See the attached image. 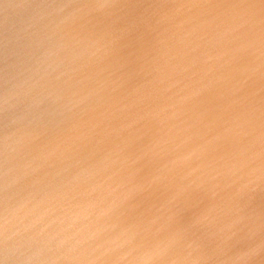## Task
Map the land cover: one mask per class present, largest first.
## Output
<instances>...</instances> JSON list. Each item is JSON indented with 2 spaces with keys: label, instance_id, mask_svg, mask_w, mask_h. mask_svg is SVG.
Masks as SVG:
<instances>
[{
  "label": "water",
  "instance_id": "water-1",
  "mask_svg": "<svg viewBox=\"0 0 264 264\" xmlns=\"http://www.w3.org/2000/svg\"><path fill=\"white\" fill-rule=\"evenodd\" d=\"M37 8L40 13L36 12ZM53 13L64 23H54ZM245 24L246 30L241 31L240 27ZM62 27L65 28L62 31L64 36L58 34ZM216 34L226 42L241 39L238 45H234L232 55L245 60L249 72L245 83L237 84L236 94L238 88L246 91L241 124L252 142L247 144V151L243 154L236 153L237 148L226 157H212L213 160L202 167L180 168L178 175L186 181L176 189L181 200L173 206L178 207L166 213L164 205L162 212H158L157 204L150 203L153 196H146L151 191L146 187L153 190L157 175L160 174L159 179L168 175L164 167L154 168L155 161L165 151V142L168 144V133L164 132V140L158 141L157 137L152 139L146 126L164 109L160 105L162 98L158 102L160 96L154 98L151 94L159 95L150 87V82H153L157 69L168 63L172 69L164 75L163 84L156 90L160 92L166 85L168 88L173 85L182 88L173 103L180 105L188 103L190 90L197 83L206 82L207 78L209 83L201 84L199 91L223 86L219 84L221 72L214 62L212 66V62L197 61L201 60L199 55L205 61L211 56L221 57L218 53L220 44L214 45L213 51L209 47L205 50ZM66 38L70 39L69 43ZM144 40L147 43L146 67L140 69L145 72L137 80L141 66L135 67L137 59L134 54ZM263 45L264 0H0V220L9 208L15 207L5 197L7 185L13 182L15 175L19 180L26 178L25 182L32 186L27 193L31 199L15 204L20 206L31 202L27 206L34 210L33 213L43 201L44 205L52 204L54 209L48 217L45 213L39 215L50 223L47 226L51 225V228L57 222L65 226V220L72 219L69 214L72 206L77 204L74 213L79 216L80 212H85L82 233H89L88 241L84 240L89 248L99 251L118 248L142 225L149 223L152 227H162L163 224L172 227L161 231L158 236L155 234L154 243L174 241L172 247L175 249L171 248V252H175L177 258L186 254L184 249L187 247L176 240L175 226L179 225L181 228L176 230L180 232L187 231V228L210 232L207 238L212 244L209 255L220 248V242H213L220 234L231 253L240 242L246 241L251 247L245 251L263 250L264 155L260 158L257 153L264 148V120L263 124L256 126L249 117L255 111L264 110ZM185 49L192 50L186 57L182 54ZM75 54L82 55V68L78 69L75 64L76 69H73ZM249 60L259 63L257 71L250 67ZM201 62L202 65L198 66ZM227 70L231 75L233 70L230 67ZM222 95L218 96L215 106L228 102L222 101ZM144 97L154 103H146ZM55 102L56 106L51 109ZM131 104L139 113L148 111L144 120L133 128L129 121L137 114L130 109ZM137 105L140 107L136 108ZM195 109L191 103L186 106L187 113L183 115L187 119L191 117V123L178 125L181 128L179 133L185 129L183 138L186 139L174 144L187 161L195 154H210L230 129L235 132L237 129L234 111H229L224 118L225 127L217 128L216 138L207 137L210 120L206 114L198 117ZM202 118L206 124L201 125ZM156 129L158 131L157 126ZM151 130L156 132L154 127ZM199 132H202L200 137ZM14 134H18L23 143L25 137L34 135L31 158L25 163L7 161L4 156V153L15 155L13 144L7 148ZM26 147L20 150V158ZM237 155L247 162L239 164ZM222 169L226 170L223 181L231 179L230 183L226 182L229 189L207 196L203 187L209 184L203 181L208 177L217 179L213 175ZM252 186H256L257 198L261 200L256 207L248 197ZM80 188L83 189L82 196L81 191L78 192ZM217 189L219 187L213 191ZM36 192L41 194L34 197ZM231 192L238 194V198L224 203V198ZM38 197L41 202L36 206L33 203ZM91 201L97 203V210L93 209ZM70 205L71 210L67 211ZM169 220H175V226L168 224ZM1 222L0 233L3 229ZM230 225V231L235 228L240 231L233 244L230 237L234 236L225 230ZM9 232L13 231L7 230L0 236V243L4 239L7 241ZM73 232L72 228L65 236ZM63 242L53 245L44 255L66 261L68 258L61 250ZM0 257H4L1 250ZM21 258L0 261V264H12V261L20 264ZM98 259L101 257L92 262L102 261ZM260 260L264 264V257ZM187 263L197 262L191 258Z\"/></svg>",
  "mask_w": 264,
  "mask_h": 264
},
{
  "label": "rangeland",
  "instance_id": "rangeland-1",
  "mask_svg": "<svg viewBox=\"0 0 264 264\" xmlns=\"http://www.w3.org/2000/svg\"><path fill=\"white\" fill-rule=\"evenodd\" d=\"M53 16L55 18V23H57L58 25L61 24V23H64L63 21H60L59 19H57L56 15L54 13H53ZM68 17H70V16H68ZM64 27H66V25ZM246 28H247V24L243 25L240 29H241V31H244V30H246ZM63 30H65V28H63V27L60 28L58 34L64 36V33L62 32ZM50 40H52V38H50ZM240 40L241 39H237L236 40L237 42L235 40H232L230 42V40H229L230 43L227 41L228 43L226 44V46H227V48L230 47L229 51L231 50V58H232V60L230 58H228V56L223 55V56L217 57V58H215V57L213 58V56H211V59H209V61H205L206 59H204L202 56H200V55L198 56L201 60H197V61H203L206 64L208 62L209 63L212 62V66H214V63H215L216 67L219 66V65H221V66L223 65L225 67V69L221 71L220 78H219V84H221L223 86H220V88L218 86H215V87H213V89H208L207 91H203V92L199 91V86L201 84L209 83V81H208L209 79L207 78L206 82L205 81H201V83H197L195 85V87H193V89L190 90V95L191 96L189 97L190 101L188 102L189 104L190 103L193 104V107L196 108L195 110L199 111L200 113L206 114L207 115L206 117H208L210 121L212 120L211 118H215V117L219 118V120L223 123V128L225 127V124H226L224 118L226 117L227 113L229 111H234V116L236 118L235 123L237 125V126L235 125V127H237V129H236V132H235V130L233 128L230 129V132L232 131L233 133H231L232 134L231 136L229 135L230 132L227 133L225 139H227L229 137H232V141L235 142V144L231 145L228 148V150L218 149L214 154H213V151H211V153L207 154V155H205V153L204 154H195L193 156L194 158L190 159L189 161L182 159L183 167H179L177 170L173 171V174L172 173H168L166 178L163 177V176H160V179L162 180V182L159 179V175L160 174L157 175V173H156V175H157V184L155 185L153 190L148 188V187H146L147 190H151L152 191V193H151V191L149 193H146V196L148 198L153 196V198L151 199L152 202H150V203L155 202V204H157L156 206H158V208H157L158 212H160V211L162 212V210L164 208V205H165L166 213L169 210L177 209L178 206L175 207L173 205H177L179 203V200H181V199L178 197L176 189L178 187H180L181 185L185 184V181H186L185 178H182L181 175H178L179 174L178 171L181 170L180 168H184V169L190 168V170H191V169H194L196 167L197 168L202 167V165H205L207 162L211 161L212 157L214 158L216 155H218L219 158H222L224 156L226 157L229 154H231V152L234 149L236 150L237 148H238V153L239 154H243L245 151H247V144L252 142V140L249 139V141H247V144L245 145L246 148H244L245 147L244 146L242 149H239L238 143H237V139H238V131L237 130L242 127L241 122H243V115H244L243 111H244V108H245L243 106V100L245 99L244 95H246V91L243 90L242 88H238L239 91L236 94V86H237V84L241 86V85H243L245 83V77L247 76V74L249 72L248 69L245 70V71L243 70V66L246 63V61L243 60L242 58H237L236 59L232 55L234 53V51H235L234 45L235 46L238 45L240 43ZM66 42L69 43L70 39L66 38ZM68 43H66L68 45V47L73 48V46L71 44H68ZM73 44H75V43H73ZM146 47L147 46L141 47L140 50L138 51V54H137L138 62L135 65V67L137 68V67L141 66L139 69L137 68L138 69L137 76H136L137 80L140 79L141 73L145 72V69H143V71H141L140 69H142V67L143 68L146 67V65L144 66V64L146 62V55H145ZM263 47H264V45H263ZM191 51L192 50H188L187 51L185 49V51L182 50V54L186 57V56L190 55L189 53H191ZM69 52H73V51L69 50ZM179 55H180V53L178 55H176V57H179ZM210 55H211V53H210ZM81 56L82 55H78L77 56L75 54V57H74L75 59L73 61V69H76V67H78V69L83 67L82 66L83 62L80 60ZM173 61L175 62V59ZM232 61H235V62L232 63ZM253 61H254V63L251 64L250 67L253 70L257 71L259 63L257 61H255V60H253ZM75 64H77L76 67H75ZM197 65L201 66L202 62L197 64ZM203 65H204V63H203ZM229 67H230V69L233 70L231 75L228 74V70L227 69ZM170 69H172V67H170L168 63L166 64V66H164V65L160 66L157 69L158 71L152 77L153 82H150V87H153V90H155L156 93H158L159 95H155V92H151V94L154 96V98L160 96V99L157 100L158 102H160V100L162 98V100L160 102V105H162L163 108H167L166 110L169 113V122H168V124H166L165 127H164V124H162V127L158 128V131L156 129V126L159 127V125H158V117L160 115H156L154 117L153 121H151V122L148 121V123L146 125L148 127V129H149V133H150V136L152 137V139H155V137H157L158 141L164 140L163 137H161V135H163L162 134V128H163V133L164 132L168 133V134H166V138L168 140V144L165 142V146H164L165 147V151L162 154H160V157H158V159H167V157L169 156V152H168L169 147L168 146H169V144L172 145L178 139V137L180 136L181 132L179 133V131H180L181 128H179L178 125L179 124L181 125L186 120V116H184L183 114L187 113V111H185V108H186V106H189L188 103H182L181 105L179 103L173 104L176 101V99H177L178 90L180 91L182 89L180 87H179V89H175L176 88V87H174L175 85H173V86H171L169 88H168L169 85L168 86L166 85L162 91L159 92L158 90H156L158 87H160L163 84V81H164L163 78H165L164 75L167 74ZM82 72H83V70H82ZM185 73H187V72H185ZM84 74H86V73H84ZM224 76H227L226 79L223 78ZM106 78H110V77L107 76ZM221 79H222V81H221ZM173 84H175V83H173ZM217 89H220V90L217 91ZM220 93L223 94L222 98H221L222 101H226V100L228 101V102L223 103V105H219L220 107H223L221 109H220V107H217L218 105L217 106L214 105V103L217 101V98L220 95ZM163 96H164V98H163ZM145 97H144V99H145ZM144 99H142V101ZM145 101H146V103L147 102L148 103H154V100H152L150 98L145 99ZM55 106H56V102L53 104L51 109H53ZM147 112L145 111L144 115L148 114ZM182 116H184V117H182ZM249 117L250 118L258 117L262 121V120H264V110L261 111V112H259V111L256 112L255 111ZM203 121H204V119H203ZM204 123H206V122L204 121ZM233 124H234V122H233ZM152 127L155 128L156 132H153L151 130ZM198 134H199V137H200L202 132H199ZM30 139H34V135H29V136L25 137V142H28ZM20 141L21 140L19 138V135L18 134H14L11 137L10 143L7 145V148L12 147V144L14 145V148H15L17 146V144L20 143ZM262 150L263 151H261V152L259 151L257 153V155L260 156V158H262L263 155H264V148ZM63 154H65V153H63ZM4 156L6 157L7 161H11V162L13 161L14 155H5V153H4ZM235 157L238 158L239 164H241V162L243 164L246 161V159H242L241 155H237ZM21 159L16 160V162L18 161V163H19ZM71 160L72 159L69 158V161H71ZM159 161L160 160H156L155 161V167L154 168H156V169L157 168H162V166L159 165V164H163L162 160H161L160 163H159ZM239 167L242 168L241 165ZM12 171L14 172V170H12ZM15 173H16V171H15ZM257 174L260 176L261 172L258 171ZM225 176L226 175L221 176V177H217V179H213V178L208 177L207 179H205L203 181V183L204 184H208V183L211 184L214 187V190H215V188L219 187V189H217L213 193L221 194L223 191L229 189V186H227L226 182L230 183V181H231L230 178H226V182L221 180L222 177H224V179H225ZM253 179H254V176L252 177V180ZM253 181H255V180H253ZM258 181H260V180H258ZM146 183H147V181H146ZM217 183H219V184H217ZM147 184L151 185L150 181ZM167 186L170 187V189L172 188L171 194H168V195L166 194V191L168 190ZM208 186H210V185H208ZM208 186L207 185L204 186L203 190L207 191L208 190ZM153 193H154V195H153ZM164 193L166 194V198H163ZM206 195L207 196L211 195V193H206ZM227 195L229 197L224 198L225 199L224 203L233 202L231 200H234V199L238 198V194L233 193V192L228 193ZM257 195L258 194H255L253 196V198H255V200H259L257 198ZM174 196L176 197L175 199H173ZM237 203H239V199L237 200ZM35 205L37 206V204H35ZM186 205H190V204H186ZM76 206H77V204H74L72 206V210H71V205L68 206V208L66 209L67 211L71 210V213H69L71 216H72V214H74V211L76 210L75 209ZM94 208H99V206L96 205ZM53 209H54L53 205L50 206L49 208L41 206L38 209V211L35 210L34 213H37L35 216H33L34 213L32 211H34V210L31 209V208H27V211H23L22 212L23 216H24V219H26V224H25V227L20 231V236H18V238L15 239L13 242L20 243L21 240L27 239V242H28L29 246H28V249L23 252L24 254L21 253L18 256H11L10 255V257H9L10 259H12V258L13 259H15V258L18 259V257L22 256V258L20 259V264H21V262H23V261L24 262L28 261L26 259V257H28L30 255L34 256V257L37 256V255H40V256H44V257H42L37 262L34 261V260L33 261H28V264H58L57 259H53V256L49 257V256H45L44 255L46 253V251L51 249L53 245H56L58 243L60 244L62 241H65V243L63 242L64 245L61 248L62 251L65 250V249L72 250V248L76 245V243H72L71 242V241H73V238L70 240V238H68L66 236L64 237L65 231L68 228H71L72 226L71 227L62 226V222H61V224L59 222H57L56 225H54V227L51 228V225L47 226L50 223H47V221H45L44 218L42 219V217L41 218L39 217V215H42L44 213L48 217V215L50 214L49 212H51ZM164 218H166V217H164ZM142 222H143V220H142ZM175 222H176L175 220H169L168 224L174 225ZM1 223H2L1 225H3V228H6V227H8L10 225L11 221L8 220V219L6 220L4 218ZM145 225H142L131 236L130 239L128 238L126 240L128 242V244H129V246L132 245L131 247L133 248L132 249L133 250V254L131 256H128V257H122L121 256L120 258H115L116 260L115 259L109 260V257H110L109 256L110 255L109 252L111 250H113V248H110V249L106 248V249H102V251H99V250H97V249H95L93 247H90V248L87 247L88 251L86 253H88V252L92 253L91 254L92 257L90 258V260L88 261L87 264H126V263L134 262V261H136L139 258L141 259L144 256V254L146 253V251L148 252V250L152 247V245L155 244L154 240L150 241V242L143 241L141 243V241H142L141 240V232L144 231V229H145L144 226ZM163 226H165V224H163ZM35 227H36V229L34 231ZM45 227H46V229H45ZM176 228H178V227H175V236H176L177 239H179L182 242L186 241V243L183 244L184 246L187 245V247H185L184 251H186L187 254L190 257H192L191 256L192 255L191 251L198 244L197 243V239L201 240L206 235L208 236L210 234V232L207 234L203 230H198L196 232V236H193L192 233H193L194 230H191L192 228H187V231L185 230L184 234L180 233L178 230H176ZM214 228H217V226L214 227ZM225 230L228 231L227 229H225ZM33 231H34V233H33ZM221 232L224 233L222 229H221ZM194 237H196V239ZM220 237H223V236L220 234ZM220 237L217 236L216 238H220ZM213 240H216V239H213ZM9 241H11V240L5 241V244L8 243ZM68 244H69V247H66ZM0 246H1L0 248L6 247V246H3L2 244H0ZM96 257H101V259H98V260H102V261L93 263L92 261H94L96 259ZM5 258H7V260H10L6 256H5ZM11 263L15 264L13 261ZM137 264H139V263L137 262Z\"/></svg>",
  "mask_w": 264,
  "mask_h": 264
},
{
  "label": "bare ground",
  "instance_id": "bare-ground-1",
  "mask_svg": "<svg viewBox=\"0 0 264 264\" xmlns=\"http://www.w3.org/2000/svg\"><path fill=\"white\" fill-rule=\"evenodd\" d=\"M36 12L40 13L38 8H37ZM52 19H53V22L55 23L54 16H53ZM143 26L144 25H142L141 27H143ZM144 27H146V26H144ZM145 39H148V38L145 37ZM223 41H224V39L223 38L220 39L219 35L216 34L215 38L211 39V45L207 46L205 48V50L207 51L208 47H209V50L213 51L214 45L217 46V45L220 44L221 46H220V48L218 50V53L220 54V56L225 55V56H228V58H230L232 60V58H231V50L229 51L230 47L227 48V46H226V44L229 41L226 42V39H225L224 42ZM146 45H147V43L144 40V42L142 44V47L146 46ZM138 47L139 48H138L137 51H139L140 48H141V42L138 44ZM137 54H138V52H136L134 54V57L137 59L135 65L138 62ZM217 57L218 56H216L215 58H217ZM253 63L254 62L250 61V66ZM245 65H247V63H245L244 66H243V70L244 71L249 69ZM218 68H219L220 72L225 69V67L223 65L222 66L221 65L217 66V69ZM170 71H171V69L169 70V72ZM175 89H179V87H176ZM139 107H140V105H137L136 108H139ZM130 109L134 110L133 104L130 105ZM166 109L167 108H164L163 109V113L160 114V116L158 117V125H159L158 128H161L162 124H164V127H165L166 124H168V122H169V113H168V111ZM120 110H119V112H120ZM136 111L137 110H134V112L137 114L136 117L133 118V116H131L132 118L129 121V124L131 125L130 126L131 128H133L135 125L140 123L143 120V117H144L143 111H141L140 113H139V111H137V112ZM122 112H123V110H122ZM135 113H133V115ZM196 113H199V114H197L198 117H202V116L204 117V114L200 113L197 110H196ZM190 119H191V117L189 119H187V116H186V120L181 125L183 126V124H185V123H191V121H189ZM211 119L212 120L209 122L208 127H207V137H210V138L212 137L213 139H215L216 136H217V128H220V127L223 128V123L217 117L211 118ZM251 119L254 122L252 124H254L256 126L259 125V124H263V121H261L258 117H254V118H251ZM193 124L194 123H192L191 125H193ZM203 124H206V123H204L203 118H202L201 125H203ZM237 131H238V139H237L238 147H239V149H242L247 144V141H249V138H247L246 134L244 133V127L239 128ZM162 134H163V128H162ZM183 134H185V129L183 131H181L180 136L178 137V139L176 141H179L180 139L181 140H185L186 138L185 137L183 138ZM259 135L260 134L254 135V136L256 137V136H259ZM161 137H163V135H161ZM176 141L172 145L169 144V146H168L169 147V149H168L169 156L167 157V159H158V160H160L159 163L161 162V160H162V163H163V164H159V165L164 167L165 170L168 173H172V174H173V171L177 170L179 167H183V163H182V159L183 158H181L180 152L174 146V144H176ZM33 144H34V139H30L28 142L24 141V143L22 141H20V143H18L17 146L15 147V155H14V158H13V162H16V160L21 159V158L22 159L20 160V162H23V163L27 162V160H29V158H31V152L32 151H31L30 147ZM216 144H217V146L213 150L214 153L218 149L228 150V148L231 145H234L235 142L232 141V137H229L227 139H223L221 142H218ZM25 145L27 147L24 149L23 155L20 158L18 154H19L20 150L22 149V147L25 146ZM171 153H173V155H171ZM236 153H238V150L236 151ZM217 156L218 155H216L215 157H217ZM177 165H178V167H177ZM16 173H17V170H16ZM224 175H226V170L222 169L220 171H217V173L214 176L221 177V176H224ZM52 178H53V176H52ZM12 179H13V182L8 184L7 188H6L7 190H5L6 191V194H5L6 196L5 197L8 200L7 202L11 203L12 206L14 205L15 207L9 208L7 210V212L5 213V217L6 218L3 217V219L4 218L6 220L8 219V220L11 221V223H10V225L8 227L2 229V231L0 233V236H2L5 233V231H7V230H12L13 232L12 233L9 232L10 236L7 237V240H11V241H9L8 243L5 244V240L6 239H4L0 243L3 246H6V247H3V248H0V250L2 251L3 256H4V257H0V261L7 260V258H5V256L8 257V259H10L9 258L10 255L11 256L20 255L21 253L26 251L28 249V246H29V244H27V246H25L26 243H27V239L21 240L20 243H15L13 241L15 239H17L18 236H20V231L25 227L26 219H24V216H23L22 212L23 211H27V208H30L27 205H28V203H31V202L23 203V204L21 203L20 206H19V204H15V203L17 201H24V202H27V200L29 201V199H31V197H28L27 193L29 191H31L32 186L27 184V181L25 182L26 178H25V180L23 178H21L19 180L14 175V177H12ZM223 179H224V177L221 178V180H223ZM41 181L43 182V179H41ZM37 183H39V181ZM209 185L210 186H208L207 193H211L212 194L214 192L213 191L214 187L211 184H209ZM83 186L85 187V185H83ZM87 188H88V183H87ZM167 189L168 190L166 191V194L167 195L171 194L172 188L170 189V187L167 186ZM255 189H256V186H252L251 188H249V194H248L249 196L248 197H250V199H252V201L255 203L254 206L256 207L257 204H259L261 200L259 201V200H255V198H253V196L255 194H258V193H256ZM79 191H81L80 192V196H82L83 189L80 188L78 190V192ZM37 194H41V193L40 192H36L35 195L33 194L34 197H36ZM88 194H89V192L87 193V195ZM166 194L164 193L163 198H166ZM40 202H41V200L39 198L33 204L39 205ZM43 203H44V201H43ZM43 203H42L43 207H48L49 208L50 206H52V204L48 203V204L44 205ZM96 205H97L96 202L91 201V206L95 207ZM94 207H93V209H95V210L98 209V208H94ZM75 209H77V206H76ZM36 214L37 213H34L33 216H35ZM14 216H17V219ZM84 216H85V213H84V211H82V212H80L79 216H77V213H74V214H72V219L71 220H70V218L68 219V221L65 220V223H66L65 226H69V227L72 226L71 228H68L66 231H68V230H70L72 228L74 230L73 234H68L66 237L70 238V240L73 238V241H71V242L72 243H76V245L72 248V250L65 249V250L62 251L63 253L66 254V256L68 258L66 261H61L62 258L59 259V260H58V258H55V259H57L58 264H87L88 261L90 260V258L92 257L91 256L92 253H90V252L86 253L88 251V249H87V246L85 245L86 242L84 241V240L88 241L87 240V236H88L89 233H86V234L82 233V231L84 230L83 227L85 226V223H86V219H84ZM148 224L145 225L144 231L141 232V240H142L141 243L143 241H146V242L153 241L154 237L158 236L161 231H163V230L166 231L167 228H171L170 226H167V225L162 226V227H160V226H156V227L153 226L152 227V225L149 226ZM171 226H175V224L171 225ZM239 226H240V224H239ZM175 227H177V226H175ZM231 227L232 226L230 225L226 229L228 231H230ZM178 228H181V225H179ZM66 231H65V233H66ZM194 231H193L192 235L196 236V232L198 230L196 229ZM93 232H94V229H93ZM184 232H185V230H183L180 233L184 234ZM230 232L234 236V237L231 236L232 238L230 237V240H231V242L233 244V240H235L237 238L238 233L240 231H238L237 228H235L234 230H232ZM208 236L206 235L201 240L197 239V243L198 244L191 251V254H192L191 256L192 257H190L187 254L186 251H185L186 254L184 256H182L180 258L174 257L175 256V254H174L175 252H171V250H172L171 248H173L172 246H173V242L174 241H168V242L161 241L160 244L155 243L154 245H152V247L148 250V252L146 251V253L144 254V256L141 259L139 258V259H137L134 262L126 263V264H137V262L139 264H189L187 262L190 260V258H193L194 261L197 262L196 264H262L263 260H260V259L262 257H264V249L263 250H252L250 252L249 251H245L244 250L245 248L248 249V248L251 247L250 244L247 241L246 242H240L234 248L235 251H233L231 253L230 251H227V244L228 243L225 242L226 240L225 239L221 240L223 237L214 238V239H216V240H213L214 243H216L217 241L220 242L219 243L220 248L217 247L209 255V253L211 251L212 244L208 243V239H207ZM64 237H65V235H64ZM194 238L196 239V237H194ZM176 240H177V238H176ZM185 243H186V241H184L182 244H185ZM247 245H248V247H247ZM131 246H129L128 242L126 241V243L124 245H122V246H120L118 248H113V250H111V251L109 250L110 251L109 252V254H110L109 255L110 256L109 260L115 259V258H120L121 256L122 257L131 256L133 254V250H132L133 248ZM173 249H175V248H173ZM182 254H184V253H182ZM185 256H187V257L185 258ZM35 257L30 255V256L26 257V259L28 261H33L34 260L36 262L41 259V258L38 259L39 257H37V258H35ZM179 260H181V262H178ZM28 261H26V262L23 261V262H21V264H28ZM5 262H7V261H5Z\"/></svg>",
  "mask_w": 264,
  "mask_h": 264
}]
</instances>
